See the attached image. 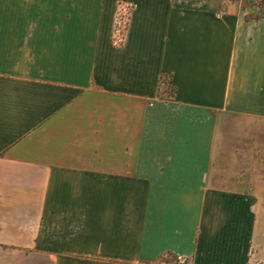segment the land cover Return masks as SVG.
Masks as SVG:
<instances>
[{
	"label": "crops",
	"instance_id": "0c3cea01",
	"mask_svg": "<svg viewBox=\"0 0 264 264\" xmlns=\"http://www.w3.org/2000/svg\"><path fill=\"white\" fill-rule=\"evenodd\" d=\"M248 2L0 0V264H264Z\"/></svg>",
	"mask_w": 264,
	"mask_h": 264
},
{
	"label": "rangeland",
	"instance_id": "374dc122",
	"mask_svg": "<svg viewBox=\"0 0 264 264\" xmlns=\"http://www.w3.org/2000/svg\"><path fill=\"white\" fill-rule=\"evenodd\" d=\"M249 2L248 0L243 2L242 4H239L240 6H248ZM258 5H261V1L258 2ZM128 18H129V10L126 7H122L118 16H117V21H116V39L118 41L122 40L124 31L126 29L127 23H128ZM158 264H190V262L186 263H181L179 260H174L172 258H164V260H160ZM254 264H262L259 261L254 262Z\"/></svg>",
	"mask_w": 264,
	"mask_h": 264
},
{
	"label": "built area",
	"instance_id": "2783aa9c",
	"mask_svg": "<svg viewBox=\"0 0 264 264\" xmlns=\"http://www.w3.org/2000/svg\"><path fill=\"white\" fill-rule=\"evenodd\" d=\"M225 5H234V4H242L243 2H245L246 0H221ZM179 261L181 263H186V260H183L181 258H179Z\"/></svg>",
	"mask_w": 264,
	"mask_h": 264
},
{
	"label": "trees",
	"instance_id": "16d2710c",
	"mask_svg": "<svg viewBox=\"0 0 264 264\" xmlns=\"http://www.w3.org/2000/svg\"><path fill=\"white\" fill-rule=\"evenodd\" d=\"M172 258V259H174V260H179V258L177 257V256H175L174 254H171V253H168V254H166L165 256H162L161 258H160V260L162 261V260H164V258Z\"/></svg>",
	"mask_w": 264,
	"mask_h": 264
}]
</instances>
